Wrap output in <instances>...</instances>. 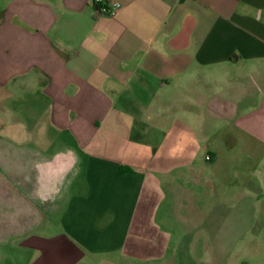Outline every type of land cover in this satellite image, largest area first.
Masks as SVG:
<instances>
[{
  "label": "crops",
  "instance_id": "0c3cea01",
  "mask_svg": "<svg viewBox=\"0 0 264 264\" xmlns=\"http://www.w3.org/2000/svg\"><path fill=\"white\" fill-rule=\"evenodd\" d=\"M108 1L0 0V264L132 262L264 169V0Z\"/></svg>",
  "mask_w": 264,
  "mask_h": 264
},
{
  "label": "rangeland",
  "instance_id": "374dc122",
  "mask_svg": "<svg viewBox=\"0 0 264 264\" xmlns=\"http://www.w3.org/2000/svg\"><path fill=\"white\" fill-rule=\"evenodd\" d=\"M229 153L235 162L219 172L214 190L209 191L202 184L195 191L191 211L187 209L182 214L189 222L179 220L169 204L167 225L162 232L166 245L159 242L146 247L144 239H139L133 248L136 259L122 264H264V169L259 170L261 175L246 176L241 172L244 167L239 165L240 161L254 163L256 152L233 150ZM5 218L9 220V227L12 223L16 225L14 214L0 215V220ZM8 233L12 235L15 231ZM152 235L160 238L161 232H152ZM4 242L0 241V254L9 252L16 256L13 241L8 245Z\"/></svg>",
  "mask_w": 264,
  "mask_h": 264
},
{
  "label": "built area",
  "instance_id": "2783aa9c",
  "mask_svg": "<svg viewBox=\"0 0 264 264\" xmlns=\"http://www.w3.org/2000/svg\"><path fill=\"white\" fill-rule=\"evenodd\" d=\"M96 12L100 14H110L120 6L118 2H109L108 0H91ZM209 160V156H206Z\"/></svg>",
  "mask_w": 264,
  "mask_h": 264
}]
</instances>
